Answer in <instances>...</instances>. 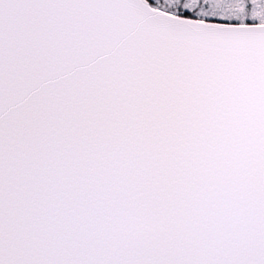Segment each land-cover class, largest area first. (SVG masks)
I'll use <instances>...</instances> for the list:
<instances>
[{
  "label": "snow or ice",
  "instance_id": "snow-or-ice-1",
  "mask_svg": "<svg viewBox=\"0 0 264 264\" xmlns=\"http://www.w3.org/2000/svg\"><path fill=\"white\" fill-rule=\"evenodd\" d=\"M0 264H264V0H0Z\"/></svg>",
  "mask_w": 264,
  "mask_h": 264
}]
</instances>
